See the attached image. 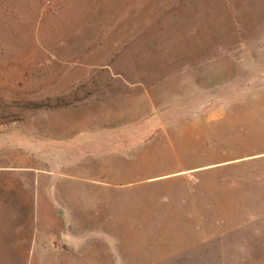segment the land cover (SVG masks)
Masks as SVG:
<instances>
[{
  "label": "rangeland",
  "instance_id": "obj_1",
  "mask_svg": "<svg viewBox=\"0 0 264 264\" xmlns=\"http://www.w3.org/2000/svg\"><path fill=\"white\" fill-rule=\"evenodd\" d=\"M35 182L106 264H264V0H0V264Z\"/></svg>",
  "mask_w": 264,
  "mask_h": 264
},
{
  "label": "crops",
  "instance_id": "obj_2",
  "mask_svg": "<svg viewBox=\"0 0 264 264\" xmlns=\"http://www.w3.org/2000/svg\"><path fill=\"white\" fill-rule=\"evenodd\" d=\"M31 187L34 193L27 204L5 201V208L12 209L11 215L5 213V222L31 224L25 237L10 241L5 236V250H30L28 264H106L105 245L89 241V200L62 201L57 198L58 184L52 182Z\"/></svg>",
  "mask_w": 264,
  "mask_h": 264
}]
</instances>
